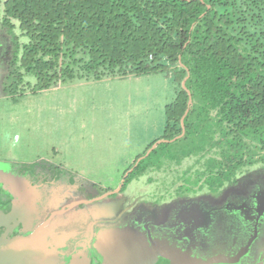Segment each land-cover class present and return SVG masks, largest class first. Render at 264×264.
I'll return each mask as SVG.
<instances>
[{
	"label": "rangeland",
	"instance_id": "rangeland-1",
	"mask_svg": "<svg viewBox=\"0 0 264 264\" xmlns=\"http://www.w3.org/2000/svg\"><path fill=\"white\" fill-rule=\"evenodd\" d=\"M1 18L2 6L0 196L2 192L14 195L19 210L29 215L31 231L64 206L52 208L56 193L46 188L50 173L64 171L66 164L76 181L73 191L63 189L58 194L92 200L55 215L30 240L42 249L40 255L63 263L76 255L70 264H264V163L244 168L235 182L210 191L205 178L210 173L209 159H218L214 151L172 159V152L159 145L149 157L141 158L131 174L155 163L148 178L165 194L191 180V190L181 192L191 194L185 201L174 207H146L145 200L151 197L145 196L148 191L140 183L99 199L120 189L126 172L123 158L132 155L136 146L128 150L125 143L106 141L111 94L123 98V90L137 83L75 79L36 95L28 93L14 104L3 93L12 48ZM154 76L173 80L165 73ZM82 162L84 166L76 165ZM25 176L38 183L30 196L22 192ZM157 193L155 198H161Z\"/></svg>",
	"mask_w": 264,
	"mask_h": 264
},
{
	"label": "trees",
	"instance_id": "trees-1",
	"mask_svg": "<svg viewBox=\"0 0 264 264\" xmlns=\"http://www.w3.org/2000/svg\"><path fill=\"white\" fill-rule=\"evenodd\" d=\"M1 6L12 48L3 93L13 103L75 79L173 77L178 90L165 106L163 135L127 168L118 191L159 145L183 157L214 151L218 159H209L205 178L212 189L264 163V0H0Z\"/></svg>",
	"mask_w": 264,
	"mask_h": 264
},
{
	"label": "crops",
	"instance_id": "crops-1",
	"mask_svg": "<svg viewBox=\"0 0 264 264\" xmlns=\"http://www.w3.org/2000/svg\"><path fill=\"white\" fill-rule=\"evenodd\" d=\"M154 75H160V73L141 75V76L132 75L129 76L128 78L118 79V80L102 79L96 81V82L128 81L130 84L131 83L133 84L134 82L137 83L133 88L132 86H130L129 88H125L123 90L125 91L123 98H119L116 93H112L109 102L110 105L109 110H106V112H108L110 116L109 122L107 123L106 128H104L108 132L106 141L109 142L110 144L119 143V142L125 143V145H127L128 150L134 145L137 146L134 147V151L132 155H128V157L123 158V160L125 161L124 167L126 168V170L131 166V164L137 158V156L145 152L147 147L152 142L159 139L163 135L166 124L165 106L175 98L176 93L174 90L173 80L167 79L166 77L163 78V76L154 78L156 77ZM18 103H20V101ZM18 103H14V104H18ZM169 154H170L169 156L170 158L177 159V156L175 154L173 153H169ZM84 164L85 163L82 162L76 165L84 166ZM155 165H156L155 163H150V162L147 163L142 169L134 173V175L129 179V181L126 183V185L122 190H126L127 185L140 183L141 185H144L145 191H148V193L146 192L145 196L151 197L145 200L146 207L156 209L164 204H169L173 207L179 206L181 202L185 201L187 197L191 195V194L181 193L183 190L186 191L191 190L190 189L192 184V183L190 184L191 180L187 182L188 180L185 179L186 181L184 183L185 186H182V184H180V186H177L176 189H174L175 190L174 192L169 190L168 191L169 193L165 194L166 190L160 189L159 186H155L156 184L151 183L148 178V174L150 173V170H153ZM157 165L160 167L158 163ZM62 167L64 171L61 172L52 171L50 173L51 174L50 177L47 178V180L50 182V186L46 188V192H50L51 190H53L51 192L56 193L54 198H57L55 202L52 204V208H60L61 205L65 206V204L69 202L81 200L80 199L81 197L77 195H70V196L67 195L64 197L63 195L58 194L63 189L64 190L68 189L70 191H73L74 184L76 181L74 179V176L68 173L69 169L66 166V164L62 165ZM94 167L95 166L92 165V168ZM26 181L24 180L23 182ZM29 182L35 183L36 185L38 184L37 182H35V180H31V179L29 180ZM25 186L27 187V185ZM208 187L210 188V191H213V189L210 186ZM224 187H226V184H224L222 187H219L217 189L218 190L224 189ZM118 190L119 189L112 191L114 193L117 192ZM157 192H159L161 198H155V196L158 194ZM161 192H163V194H161ZM113 193L106 194L105 196L99 199L105 198L107 196H111V194ZM148 199H152L153 201ZM90 202H92V200L82 203H90Z\"/></svg>",
	"mask_w": 264,
	"mask_h": 264
},
{
	"label": "flooded vegetation",
	"instance_id": "flooded-vegetation-1",
	"mask_svg": "<svg viewBox=\"0 0 264 264\" xmlns=\"http://www.w3.org/2000/svg\"><path fill=\"white\" fill-rule=\"evenodd\" d=\"M23 180H27L25 185H27L26 189H23V193L30 196L33 192L37 191L38 188L36 187L35 183L29 182V178L25 176ZM29 179V180H28ZM32 180V179H31ZM110 193H113L111 191ZM115 193V192H114ZM14 195H10L8 193L2 192L0 196V242L11 240L12 242L3 244L0 246V250H6L13 254H26L28 251H35L37 253L43 254L44 252L42 249L33 246L30 240L22 239L23 236H28L34 230V228L29 231L31 225H33L29 221V215L23 213V211L19 210V203L14 201ZM17 238V239H16ZM32 240V239H31ZM2 254V253H0ZM74 255L70 258L69 262L63 263L60 260L56 259L59 264H70L71 261L75 258ZM85 260V256L82 257ZM78 264H86L84 262H79Z\"/></svg>",
	"mask_w": 264,
	"mask_h": 264
},
{
	"label": "water",
	"instance_id": "water-1",
	"mask_svg": "<svg viewBox=\"0 0 264 264\" xmlns=\"http://www.w3.org/2000/svg\"><path fill=\"white\" fill-rule=\"evenodd\" d=\"M184 83H185V81H184ZM188 110L189 109H187V111ZM162 141H166V140H160L157 142V144L161 143ZM157 144H155L153 146V148H155L157 146ZM87 201H90V200L72 201L71 203L63 206L61 209L53 211L50 214V216L44 222H42L39 226H37L33 230V232L31 234H29L28 236H23L21 238L26 239V240L33 239L40 232V230L50 222V220L55 215L64 212L67 208H70L74 205H77V204L82 203V202H87ZM12 241H13V239L2 241V242H0V246H2L3 244L10 243ZM0 264H59V263L57 262V260L53 256H51V255H40L39 253H37L35 251H28L27 255L21 254L20 256L18 254L15 255V254L7 251L5 253L0 254ZM74 264H78V263H74Z\"/></svg>",
	"mask_w": 264,
	"mask_h": 264
}]
</instances>
